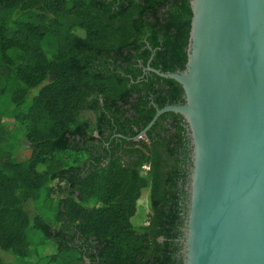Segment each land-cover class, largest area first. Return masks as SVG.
<instances>
[{
	"label": "trees",
	"instance_id": "obj_1",
	"mask_svg": "<svg viewBox=\"0 0 264 264\" xmlns=\"http://www.w3.org/2000/svg\"><path fill=\"white\" fill-rule=\"evenodd\" d=\"M190 1L0 0V97L30 144L0 143V247L27 257L37 232L23 264H185L187 122L170 111L142 133L185 94L143 69L186 68ZM40 198L58 227L27 211Z\"/></svg>",
	"mask_w": 264,
	"mask_h": 264
},
{
	"label": "water",
	"instance_id": "obj_2",
	"mask_svg": "<svg viewBox=\"0 0 264 264\" xmlns=\"http://www.w3.org/2000/svg\"><path fill=\"white\" fill-rule=\"evenodd\" d=\"M178 81L192 143L185 264H264V0H191Z\"/></svg>",
	"mask_w": 264,
	"mask_h": 264
},
{
	"label": "rangeland",
	"instance_id": "obj_3",
	"mask_svg": "<svg viewBox=\"0 0 264 264\" xmlns=\"http://www.w3.org/2000/svg\"><path fill=\"white\" fill-rule=\"evenodd\" d=\"M11 109H12V103H11L9 97L5 96V95L1 96L0 97V111L3 113L4 118H3L2 127L0 129V143H3L4 147L6 149L13 151L14 158H15V156L16 157L17 156L27 157L30 154V148H29L30 144L26 141V139L24 137L23 129L17 123H14V121L12 119ZM90 114L92 115L94 113H90ZM92 117L94 118L93 115H92ZM93 128H94V126H93ZM94 134L97 135V132L95 131ZM55 183L56 182H54V184ZM61 186L65 187L66 183L64 181H61ZM145 193H146V191H145ZM147 193H148V191H147ZM51 197L53 198V204H52L53 210H51V211H56L58 200H59V195H58V193H53ZM92 203H94V202L92 201L91 204ZM26 209L31 214H35L37 212L44 214L46 218H48L49 220H51L53 222V225L55 227H58V224L53 220L52 212L46 208V204H45V201L43 200V198H40L37 200L31 199V200L27 201L26 202ZM140 210H141V208H138V211H140ZM34 235H37V236L34 237ZM31 236L34 237V239H33L34 243H33L32 247L30 248L29 256H27V257L15 256L12 252L5 251L0 247L1 257L5 261L10 262L11 264H23L28 260L39 263L38 258L34 253V248L40 247V245L37 246V243H38L37 241L40 240V238L42 236L39 235L37 232H35V233L31 232ZM47 244H48V246H51L53 248L56 247L55 243H53L52 241L48 240Z\"/></svg>",
	"mask_w": 264,
	"mask_h": 264
},
{
	"label": "flooded vegetation",
	"instance_id": "obj_4",
	"mask_svg": "<svg viewBox=\"0 0 264 264\" xmlns=\"http://www.w3.org/2000/svg\"><path fill=\"white\" fill-rule=\"evenodd\" d=\"M143 71L144 72H147V71H149V70H145V68L143 69ZM186 133H187V136H189V130H188V128H186ZM142 135H140V137H141ZM187 226V217H186V219H185V227ZM185 227L183 228V230L184 231H186L185 230ZM184 239H185V232H184V235H183V238L181 239L182 241H184ZM185 248V247H184ZM181 252H183V254L185 253V250H181Z\"/></svg>",
	"mask_w": 264,
	"mask_h": 264
},
{
	"label": "built area",
	"instance_id": "obj_5",
	"mask_svg": "<svg viewBox=\"0 0 264 264\" xmlns=\"http://www.w3.org/2000/svg\"><path fill=\"white\" fill-rule=\"evenodd\" d=\"M145 169H149V166L148 165H144L143 166Z\"/></svg>",
	"mask_w": 264,
	"mask_h": 264
}]
</instances>
